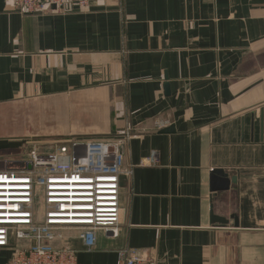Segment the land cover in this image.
Masks as SVG:
<instances>
[{"label":"crops","instance_id":"1","mask_svg":"<svg viewBox=\"0 0 264 264\" xmlns=\"http://www.w3.org/2000/svg\"><path fill=\"white\" fill-rule=\"evenodd\" d=\"M127 133L118 231L98 230L90 250L72 230L54 245L75 264H116L121 249L154 264H264V0H91L39 14L0 0V170L53 152L45 140ZM215 169L227 189L213 190ZM13 254L0 247V264Z\"/></svg>","mask_w":264,"mask_h":264},{"label":"built area","instance_id":"2","mask_svg":"<svg viewBox=\"0 0 264 264\" xmlns=\"http://www.w3.org/2000/svg\"><path fill=\"white\" fill-rule=\"evenodd\" d=\"M91 0H13L28 13L47 6L88 7ZM133 136V135H132ZM131 137L71 139L53 152L31 150L27 164L0 170V247L12 246V264H75L76 251L54 241L66 230L78 231L86 249L97 244L100 229L117 232L120 224L123 147ZM157 162V154L150 158ZM43 203L42 217L35 210ZM26 241L29 245H18ZM116 264H154L147 250L121 249Z\"/></svg>","mask_w":264,"mask_h":264},{"label":"water","instance_id":"3","mask_svg":"<svg viewBox=\"0 0 264 264\" xmlns=\"http://www.w3.org/2000/svg\"><path fill=\"white\" fill-rule=\"evenodd\" d=\"M163 131H169V129H165ZM225 177V178H224ZM212 182H213V190L216 189H227L229 187V179L227 178L225 172L221 169H215L212 171ZM218 184V185H217ZM220 184V186H219ZM213 212V211H212ZM213 221H224L223 218L217 216L213 213L212 215Z\"/></svg>","mask_w":264,"mask_h":264},{"label":"rangeland","instance_id":"4","mask_svg":"<svg viewBox=\"0 0 264 264\" xmlns=\"http://www.w3.org/2000/svg\"><path fill=\"white\" fill-rule=\"evenodd\" d=\"M70 140L69 139L45 140V141H47L45 144L47 147L48 146H50V147L54 146L56 149L60 144L69 143Z\"/></svg>","mask_w":264,"mask_h":264}]
</instances>
